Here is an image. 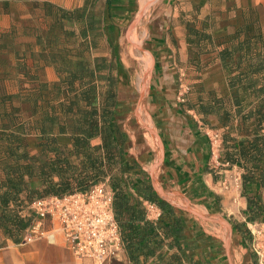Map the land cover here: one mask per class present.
Masks as SVG:
<instances>
[{
  "label": "crops",
  "instance_id": "0c3cea01",
  "mask_svg": "<svg viewBox=\"0 0 264 264\" xmlns=\"http://www.w3.org/2000/svg\"><path fill=\"white\" fill-rule=\"evenodd\" d=\"M139 1L104 0L100 17L106 12L110 20H113L114 13L128 18L135 13ZM41 2L62 10L70 8L62 0ZM84 6L79 4L77 8ZM94 14H97L96 7ZM47 19L44 17L45 21ZM106 25L113 28L111 23ZM13 26L0 23V53L9 55V65L15 70V78L21 79L24 77V65L29 60L24 64L22 56L17 58L16 46L22 42L17 40L20 34L12 29ZM203 30L207 34L205 40L198 38ZM240 31L260 35L261 41L257 46L264 58V0H162L159 3L147 24L145 41L153 60L143 98L142 114L146 126L145 130L141 129L135 137L129 138L126 150L128 162L138 168L163 200L161 193L173 198L174 202H167L174 208L181 210L177 200L185 199L204 214L215 216L220 211L225 214L231 229L229 241L222 245L214 241L208 244L206 253L210 264H250L236 258L237 254L244 256L248 252L250 227L253 225L247 222V200L242 189L236 188V184L239 182V187L241 183L242 170L222 163L212 167L206 135L210 128L221 129L223 115L227 113L233 126L229 132L231 137L236 141L253 137L245 134L244 128L254 125L255 119L245 124L240 120L243 115L256 112L260 99L250 94L245 83L232 88V77L238 75V70L224 66L221 59L224 49L243 42L244 36ZM39 34L36 33L37 41ZM32 36L35 38L34 32ZM4 66V62L0 63V74L5 71ZM45 70L50 71L49 68ZM1 79L0 75V84ZM184 93L183 100L180 96ZM236 95L240 105L236 103ZM4 97L6 95L0 94V103ZM10 107L8 104L0 108V131L12 129L17 135L22 133L21 127H25L27 133L22 137L30 138L33 132L29 128L34 123L21 122L18 114L10 113ZM204 107H210L211 112L204 113ZM36 120L34 132H39L35 127L41 120V113L40 119ZM37 153L38 147L30 154ZM128 189L137 196L133 188ZM259 197L264 207V189L259 192ZM141 202L145 207L147 202L142 199ZM120 258L127 261L124 251Z\"/></svg>",
  "mask_w": 264,
  "mask_h": 264
},
{
  "label": "trees",
  "instance_id": "16d2710c",
  "mask_svg": "<svg viewBox=\"0 0 264 264\" xmlns=\"http://www.w3.org/2000/svg\"><path fill=\"white\" fill-rule=\"evenodd\" d=\"M89 12V6L85 5L82 16L78 18L84 20L82 36L85 40L90 37L88 29L94 35L98 25H102L106 34H113L114 29L106 25L105 20L103 23L101 17L99 21L95 20V14L94 19L93 16L88 18ZM240 33L244 36L243 42L224 49L221 59L224 66L238 70V75L232 77V88L245 83L250 94L260 102L255 113L245 114L240 120L245 124L255 119L254 125L244 128L245 134H252L251 139L244 137L236 141L231 137V118L227 113L223 115L221 163L242 170L241 189L247 200V222L264 224V207L259 197V192L264 189V58L257 46L261 41L260 35H252L249 31ZM101 64L96 61L94 66L81 67L88 69L96 78L97 73H102ZM255 76L257 78L254 79ZM112 83L114 81L110 79L111 86ZM86 93L89 94L88 91ZM113 100L107 101L100 110L90 104L89 110L79 112H76L74 103L69 102L64 106L63 117L65 115L66 118L62 122L57 111L51 115L44 113L36 128L42 138L34 156L28 153L22 137L27 128L21 127L22 133L17 135L12 129L0 131V230L3 236L14 244H20L21 236L33 217L30 214L22 216L19 210H26L44 197L85 192L92 187L90 183L95 184L107 169L114 217L127 264H210L209 254L204 249L200 252L203 245L211 242L210 237L202 234L196 221L163 200L138 168L128 162L124 153V135L116 122L118 109L114 107ZM235 100L240 105L238 95ZM203 112H211L210 107H204ZM74 114L80 115L77 121L80 124L75 123L77 116ZM60 135H67L68 139H57ZM95 139L101 140L100 147L91 145ZM49 154L55 158L50 159ZM70 157L83 159L81 167H74ZM54 177L58 178L57 181ZM129 187L136 192V197ZM141 199L159 210L157 220L147 218Z\"/></svg>",
  "mask_w": 264,
  "mask_h": 264
},
{
  "label": "rangeland",
  "instance_id": "374dc122",
  "mask_svg": "<svg viewBox=\"0 0 264 264\" xmlns=\"http://www.w3.org/2000/svg\"><path fill=\"white\" fill-rule=\"evenodd\" d=\"M29 1L0 0V23L2 25L6 23V26L10 24L14 25L12 29H15L20 34L17 40L19 39L18 41L22 42L21 45L17 43L16 46L18 49L17 58L18 55L20 58L22 56L23 60H25L24 64L27 59L29 60L24 65V77L17 79L15 78V70L12 65H9V55L0 53V63H5V71H1L0 74L3 77L0 84V94L6 95V97L1 99L0 108L9 104V106L11 105L9 108L11 109L10 113L18 114L21 122L34 123L29 128L33 134L30 138H24L28 153L34 152L42 138L40 132H34V125L37 121L36 119L38 117L40 119V113L42 119L44 113L51 115L57 111L61 115L59 117L62 118L60 119L62 122L63 118H66L65 115L63 117L64 106H67L69 102L74 103L76 112H79L89 110L90 104L100 110L103 105L107 104V101L113 98L114 107L118 109L119 114L116 122L121 133L124 135V153L127 155L126 150L129 138L135 137L138 131L145 130L146 126L143 118L144 114L140 118L136 116L138 109L141 108L143 111L144 94L139 89V77H142V72H144V61L142 62V58L138 57V59L130 61L131 63L127 65L122 55L124 35L135 21L139 12V3L137 4L138 7L135 13L129 15L128 18L114 13L113 20H108L109 17L106 12L103 13V23L105 20L106 24L111 23L113 25V34H106L98 25L95 31L96 34L94 35L88 29L90 37L88 40H85L82 36V31L85 27L84 20L83 18L78 20L82 16L83 7L81 9L77 7L79 4L89 6L90 12L88 13V18L93 16V19L94 8L96 7L97 14H95V20L99 21V13L104 8V0H62L64 5L68 4L70 7L66 10H62L57 6H46L42 4L41 0H35V2L32 0V2L28 3ZM154 1H156V4L154 3L155 5L153 4L149 7L139 25L140 30L137 33L138 42L136 44L142 48V56H146V52L149 53L145 45L147 24L162 0ZM42 9L45 15H43ZM76 10L80 11L76 12ZM43 16H47L48 19L45 21ZM33 32L35 38L32 36ZM38 32L40 34L37 41L36 33ZM200 32L201 34L198 35V38L205 40L207 34L204 33V30ZM7 36L8 34H6ZM220 39L222 40V38ZM13 48L15 49V47ZM96 61L102 63L100 66L103 67V70L101 74L97 73L96 78H93L89 70H84L81 65H86V68H89V66H94ZM152 66L153 60L147 74V87ZM46 68H49L50 71H46ZM110 69L112 71H109ZM100 75H102L101 78ZM110 79L114 81L112 86L109 84ZM16 92L18 93L14 96ZM185 96L186 94L184 93L180 97L184 100ZM74 116H77L74 120L76 121L75 123L80 124V122H77L80 115L74 114ZM0 117H2L1 113ZM57 139L63 140L68 139V137L67 135H60ZM91 145L100 147L101 140L95 139L91 142ZM30 156L32 155L30 154ZM49 158L53 159L55 156L49 154ZM70 161L74 167L80 168L83 159L70 157ZM108 172L105 169L103 176L95 184L91 182L90 186L101 183L108 185L110 181V174ZM57 179L54 177V181H57ZM237 184L236 188L240 190L241 183L239 187ZM163 194L161 193L165 201L174 202L173 198L167 196L165 193ZM177 205L182 208L181 210L187 216L198 223L200 230L204 232L203 234L210 237V243L214 241L222 245L224 242L229 241L230 227L226 225L228 220L222 211L215 216L211 215V213L207 215L203 211H200L199 207L185 199L182 201L177 200ZM186 210H190L194 214ZM18 212L22 216H26L28 213L27 209L19 210ZM220 222L225 223L226 226L220 225ZM252 224L250 229L253 230L254 225L261 223ZM6 240L8 239L2 234L0 237V250L3 251L0 252V263L79 264L59 238L55 242L42 240L31 244H14L10 240ZM248 241V252L244 256L237 254L236 258L240 259L243 263L247 261L250 264H257L255 256L249 250L250 237ZM203 246L202 249L206 252L208 244ZM120 257L107 264H127V261L122 260Z\"/></svg>",
  "mask_w": 264,
  "mask_h": 264
},
{
  "label": "built area",
  "instance_id": "2783aa9c",
  "mask_svg": "<svg viewBox=\"0 0 264 264\" xmlns=\"http://www.w3.org/2000/svg\"><path fill=\"white\" fill-rule=\"evenodd\" d=\"M222 130L208 129L212 167L221 165ZM239 184V182H238ZM147 218L157 220L159 210L145 205ZM33 217L21 236V244L58 238L79 264H107L124 251L122 237L114 217L113 193L106 183L62 197H44L27 208ZM29 216V215H28ZM249 250L257 264H264V224L250 229Z\"/></svg>",
  "mask_w": 264,
  "mask_h": 264
},
{
  "label": "bare ground",
  "instance_id": "6f19581e",
  "mask_svg": "<svg viewBox=\"0 0 264 264\" xmlns=\"http://www.w3.org/2000/svg\"><path fill=\"white\" fill-rule=\"evenodd\" d=\"M155 2L156 1H154V0H140L139 1V12H138V14H137V16L135 18L134 23L125 32L124 40L122 42V44H123V52H122V55H123L125 64H127V65L130 64L131 63L130 61H135L136 58L138 59V57L142 58V62L144 61V64L143 65H144V72L145 73L142 72V77H139V89H140V92L142 94H145L146 93V90H147L146 89V87H147V84L146 83H147V78H148V75L147 74H148V72H149V70L151 68V61L152 60H151V55L148 52L145 53L146 56H142L141 55L142 48L140 46H137V44H136L138 42L137 41L138 40L137 33L140 30L139 25H140L142 19L145 17L146 12L148 11L149 7H151V5H153ZM142 112L143 111L141 110V108L138 109V112L136 113V116L138 118H140L141 115H142ZM148 131H150V130H148Z\"/></svg>",
  "mask_w": 264,
  "mask_h": 264
},
{
  "label": "water",
  "instance_id": "95a60500",
  "mask_svg": "<svg viewBox=\"0 0 264 264\" xmlns=\"http://www.w3.org/2000/svg\"><path fill=\"white\" fill-rule=\"evenodd\" d=\"M186 211L189 212V213H193V212L190 211V210H186ZM193 214H194V213H193ZM220 225H223V226H226V225H227L228 227H230L228 223L225 225V223L220 222ZM230 231H231V229H230Z\"/></svg>",
  "mask_w": 264,
  "mask_h": 264
}]
</instances>
